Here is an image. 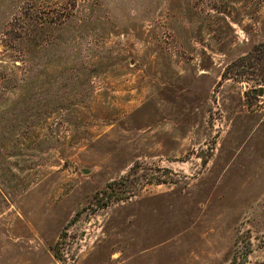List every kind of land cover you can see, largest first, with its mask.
I'll use <instances>...</instances> for the list:
<instances>
[{
	"label": "rangeland",
	"instance_id": "obj_1",
	"mask_svg": "<svg viewBox=\"0 0 264 264\" xmlns=\"http://www.w3.org/2000/svg\"><path fill=\"white\" fill-rule=\"evenodd\" d=\"M263 45L264 0H0V264H264Z\"/></svg>",
	"mask_w": 264,
	"mask_h": 264
},
{
	"label": "trees",
	"instance_id": "obj_2",
	"mask_svg": "<svg viewBox=\"0 0 264 264\" xmlns=\"http://www.w3.org/2000/svg\"><path fill=\"white\" fill-rule=\"evenodd\" d=\"M252 51H254V52L258 51V53H261L259 56L256 57V59H257L256 61H258V64L260 63V65H263V69H264V45H263L262 49L261 48L259 49V47L254 46L252 48Z\"/></svg>",
	"mask_w": 264,
	"mask_h": 264
},
{
	"label": "water",
	"instance_id": "obj_3",
	"mask_svg": "<svg viewBox=\"0 0 264 264\" xmlns=\"http://www.w3.org/2000/svg\"><path fill=\"white\" fill-rule=\"evenodd\" d=\"M252 91L255 92V90H252ZM258 92L261 93V92H262V89L259 88V89H258ZM84 171H85V169H84Z\"/></svg>",
	"mask_w": 264,
	"mask_h": 264
}]
</instances>
